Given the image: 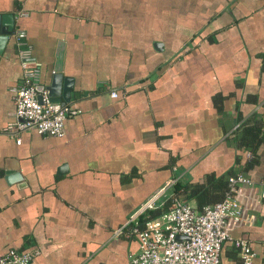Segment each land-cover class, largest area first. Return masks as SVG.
Returning <instances> with one entry per match:
<instances>
[{
    "label": "crops",
    "instance_id": "crops-1",
    "mask_svg": "<svg viewBox=\"0 0 264 264\" xmlns=\"http://www.w3.org/2000/svg\"><path fill=\"white\" fill-rule=\"evenodd\" d=\"M0 14L11 27L0 39V254L127 264L137 239L126 224L149 195L240 173L252 185H240L219 261L264 264V0H0ZM16 28L38 84L60 72L56 101L75 110L61 135L25 129L16 142L5 130Z\"/></svg>",
    "mask_w": 264,
    "mask_h": 264
},
{
    "label": "built area",
    "instance_id": "built-area-1",
    "mask_svg": "<svg viewBox=\"0 0 264 264\" xmlns=\"http://www.w3.org/2000/svg\"><path fill=\"white\" fill-rule=\"evenodd\" d=\"M13 38L21 74L10 87L12 119L5 130L16 135V142H19L18 132L25 129L61 135L65 118L75 110L50 99L46 88L37 89L40 61L32 56L21 28L13 31ZM110 93L116 96V91ZM240 185L251 186L252 181L240 173L229 175L225 194L218 201L197 210L186 198L173 196L165 210L138 220L139 214L163 203L158 199L161 189L149 195L139 205L133 221L126 224L124 233L137 239V248L128 253L127 264H220V246L229 237L230 225L240 212V198L244 195ZM122 228L118 227L115 233ZM178 235L181 237L177 238ZM234 244L243 262H249L253 252L246 240L238 238ZM36 253V250L8 248L0 254V264H27Z\"/></svg>",
    "mask_w": 264,
    "mask_h": 264
},
{
    "label": "trees",
    "instance_id": "trees-1",
    "mask_svg": "<svg viewBox=\"0 0 264 264\" xmlns=\"http://www.w3.org/2000/svg\"><path fill=\"white\" fill-rule=\"evenodd\" d=\"M232 173H227L218 177L209 176L205 184L198 182H183L176 180L171 185V193L164 199L161 206L147 210L138 215V220L146 216H153L165 210L170 202L171 197H187L193 198L197 210L203 205L213 203L220 200L227 189V178Z\"/></svg>",
    "mask_w": 264,
    "mask_h": 264
},
{
    "label": "water",
    "instance_id": "water-1",
    "mask_svg": "<svg viewBox=\"0 0 264 264\" xmlns=\"http://www.w3.org/2000/svg\"><path fill=\"white\" fill-rule=\"evenodd\" d=\"M1 17H3L2 14H0V39H4L7 36L8 31L11 29V27L10 26L5 27L1 25ZM60 79H61L60 72L52 73L49 85L44 86L42 84H38L37 89L46 88L50 99L56 100L58 96V92H59L58 86H59ZM62 96H63V99L68 100V92H66L65 89H63ZM180 237H181L180 235L177 236V238H180Z\"/></svg>",
    "mask_w": 264,
    "mask_h": 264
}]
</instances>
